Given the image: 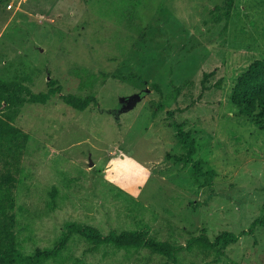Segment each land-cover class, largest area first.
I'll return each mask as SVG.
<instances>
[{"label": "rangeland", "instance_id": "1", "mask_svg": "<svg viewBox=\"0 0 264 264\" xmlns=\"http://www.w3.org/2000/svg\"><path fill=\"white\" fill-rule=\"evenodd\" d=\"M258 59L264 0H0V78L28 89L0 103L29 135L19 158L0 154L21 249L54 247L75 220L104 234L148 228L182 247L176 260L143 246L90 250L72 233L39 264H264L260 225L224 247L187 245L264 216V129L233 102ZM67 95L92 100L78 109ZM173 121L194 137L202 172L176 159L187 150Z\"/></svg>", "mask_w": 264, "mask_h": 264}, {"label": "trees", "instance_id": "2", "mask_svg": "<svg viewBox=\"0 0 264 264\" xmlns=\"http://www.w3.org/2000/svg\"><path fill=\"white\" fill-rule=\"evenodd\" d=\"M23 90L28 92L25 85L0 78V103L2 99L7 102L22 101L23 98L18 93ZM53 91H56V89H51L46 93H30L29 99L34 102H44L48 100L51 93H54ZM66 98L70 104L78 109H84L92 100L91 97L77 95H67ZM233 102L239 107L241 113L246 114L260 128L264 129V59L255 60L250 70L241 77L233 91ZM172 124L177 129V135L187 150L184 155H177L176 159L186 163L191 162L197 172H202L201 162L193 157L196 152L194 137L184 129L182 123L173 121ZM28 138L27 132L0 116V154L8 152L7 155L12 153L14 158H19L27 146ZM10 160H13V158L11 157ZM7 164L12 165V163ZM3 178L4 181H0V262L2 263L39 264L44 260L54 258L65 248L72 233H80L84 236L91 243L90 250H96L103 244L122 249L143 246L167 255L173 260L177 259V252L182 244L159 240L149 234L148 228L112 229L104 234L95 226L75 220L66 224V231L54 247L36 248L32 253H25L21 249L12 228V220L16 218L14 210L15 178L9 170L5 176L0 174V180H3ZM258 225L264 226V216L255 218L248 229H244L239 233L223 230L213 240L209 237L206 229H203L198 236L191 238L187 245L190 247L194 244L204 247H224L230 242L238 241L242 235L254 233Z\"/></svg>", "mask_w": 264, "mask_h": 264}, {"label": "water", "instance_id": "3", "mask_svg": "<svg viewBox=\"0 0 264 264\" xmlns=\"http://www.w3.org/2000/svg\"><path fill=\"white\" fill-rule=\"evenodd\" d=\"M142 96H143L142 93L136 92L129 96L122 97L121 99L123 101V105L119 110L122 112L132 109L136 105L138 100L142 98Z\"/></svg>", "mask_w": 264, "mask_h": 264}]
</instances>
